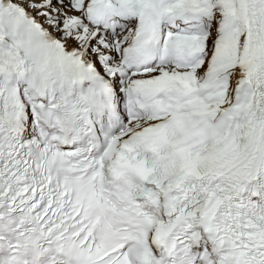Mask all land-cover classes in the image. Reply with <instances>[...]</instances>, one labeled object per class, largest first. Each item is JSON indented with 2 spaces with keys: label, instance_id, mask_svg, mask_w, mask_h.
<instances>
[{
  "label": "snow or ice",
  "instance_id": "1",
  "mask_svg": "<svg viewBox=\"0 0 264 264\" xmlns=\"http://www.w3.org/2000/svg\"><path fill=\"white\" fill-rule=\"evenodd\" d=\"M0 264H264V0H0Z\"/></svg>",
  "mask_w": 264,
  "mask_h": 264
}]
</instances>
